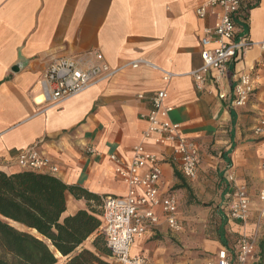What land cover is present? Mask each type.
Listing matches in <instances>:
<instances>
[{"label":"crops","instance_id":"0c3cea01","mask_svg":"<svg viewBox=\"0 0 264 264\" xmlns=\"http://www.w3.org/2000/svg\"><path fill=\"white\" fill-rule=\"evenodd\" d=\"M207 1L0 0V171L8 175L23 172L17 158L36 148L58 167V173L51 175L66 185L80 187L101 200L126 196L128 186L115 175L109 155L130 159L133 149L147 142L148 124L142 115L151 108L149 97L165 90L166 105L174 108L169 121L181 125V132L201 150L194 182L219 169L227 183L222 205L230 189V174L248 189L252 219L246 226L227 222V239L229 235L237 239L244 231L260 232L264 137L256 136L254 128L264 115V51L258 45L252 47L229 65L219 84H213V74H209L204 89L198 90L191 73L202 64L203 30L213 26L214 17L202 20L196 10ZM236 26L239 35L247 32L253 42L263 41L264 0L239 14ZM95 53L118 70L112 79L59 105L41 104L39 82L53 60L75 58L87 66ZM244 74L252 75L256 90L246 107L233 108L229 99ZM219 93L229 99L221 100ZM91 147L99 154H89ZM145 147L162 160L161 193H175L179 218V195H184L187 180L173 162L170 147L151 141ZM179 182L182 190L174 191ZM90 205L95 206L68 194L63 217L88 210ZM157 214L159 226L137 239L132 253L144 257L147 264H177L164 259L167 249L158 240L168 235L169 228L161 210ZM228 241V246L207 245L212 255L206 261H217L220 251L232 249L234 244Z\"/></svg>","mask_w":264,"mask_h":264},{"label":"built area","instance_id":"2783aa9c","mask_svg":"<svg viewBox=\"0 0 264 264\" xmlns=\"http://www.w3.org/2000/svg\"><path fill=\"white\" fill-rule=\"evenodd\" d=\"M260 0H209L197 10V16L204 20L209 15L214 17V24L205 27L201 38V66L191 74L196 88L203 90L207 84V75L213 74L211 82L219 84L228 74L231 63L244 56L252 47L258 45L264 51V40L253 42L247 32L238 34L236 17L249 11ZM133 68L138 63H132ZM118 70L112 69L101 53H95L93 61L84 66L75 58H59L53 60L40 79L41 104L59 105L64 100L74 97L95 84L112 79ZM170 79L166 74L165 81ZM255 80L251 74H244L229 96L219 93L221 100H230L233 108L246 107L254 94ZM144 99V95H139ZM167 93L157 91L149 97L151 108L142 115L148 128L145 133L147 142L156 146L170 147L182 177L187 181H195L201 165L202 155L198 143L185 136L179 124L169 121L172 106L166 105ZM254 134L264 137V115L260 117L254 128ZM145 142V144L147 143ZM145 144L133 149V156L125 159L110 154L115 175L128 186L126 196H107L102 199V231L106 235L112 259L117 264H147L144 257L132 253L137 239L145 238L160 224L157 210H161L166 224L172 232L181 231L178 219V198L174 192L161 193L163 185L162 160L155 153L148 151ZM91 155H98L94 148H88ZM17 164L23 171L43 174H56L59 169L46 155L36 148L22 152ZM264 173V159L261 162ZM230 189L222 205L225 220L230 224L246 226L252 219V200L245 185L236 182L234 174L228 176ZM262 207L259 218L264 219V188L259 193ZM259 234L242 232L238 235L232 249L219 252L218 260L206 264H256L259 261Z\"/></svg>","mask_w":264,"mask_h":264},{"label":"trees","instance_id":"16d2710c","mask_svg":"<svg viewBox=\"0 0 264 264\" xmlns=\"http://www.w3.org/2000/svg\"><path fill=\"white\" fill-rule=\"evenodd\" d=\"M68 194L95 206L64 218ZM101 206L100 197L51 174L0 171V264H114ZM225 223L218 241L228 246ZM256 264H264V240Z\"/></svg>","mask_w":264,"mask_h":264},{"label":"rangeland","instance_id":"374dc122","mask_svg":"<svg viewBox=\"0 0 264 264\" xmlns=\"http://www.w3.org/2000/svg\"><path fill=\"white\" fill-rule=\"evenodd\" d=\"M181 185L179 182V186L177 185L174 191L182 190ZM185 185L188 188L183 189L184 195L182 197L179 195L182 199L178 218L181 231L169 230L168 235L160 237L158 241L160 247L167 249V254L164 255L167 262L170 258V262L177 264H205L212 255L208 252L207 245H221L218 241V234L225 220L221 203L224 200L223 192L227 188V183L218 169L209 177L200 179L199 182L186 181ZM260 221L263 224L261 223L259 244L264 240V219ZM228 227L226 221L224 230L226 231ZM228 239L233 245L236 237L229 235Z\"/></svg>","mask_w":264,"mask_h":264},{"label":"water","instance_id":"95a60500","mask_svg":"<svg viewBox=\"0 0 264 264\" xmlns=\"http://www.w3.org/2000/svg\"><path fill=\"white\" fill-rule=\"evenodd\" d=\"M18 68L20 69V66L19 67H16L13 71L14 72L18 71L19 70Z\"/></svg>","mask_w":264,"mask_h":264},{"label":"bare ground","instance_id":"6f19581e","mask_svg":"<svg viewBox=\"0 0 264 264\" xmlns=\"http://www.w3.org/2000/svg\"><path fill=\"white\" fill-rule=\"evenodd\" d=\"M133 248V247H132Z\"/></svg>","mask_w":264,"mask_h":264}]
</instances>
